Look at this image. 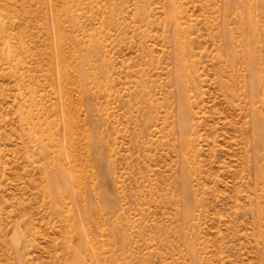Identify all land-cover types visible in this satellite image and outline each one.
Listing matches in <instances>:
<instances>
[{
  "label": "rangeland",
  "instance_id": "374dc122",
  "mask_svg": "<svg viewBox=\"0 0 264 264\" xmlns=\"http://www.w3.org/2000/svg\"><path fill=\"white\" fill-rule=\"evenodd\" d=\"M256 119L264 0H0V264H264Z\"/></svg>",
  "mask_w": 264,
  "mask_h": 264
},
{
  "label": "bare ground",
  "instance_id": "6f19581e",
  "mask_svg": "<svg viewBox=\"0 0 264 264\" xmlns=\"http://www.w3.org/2000/svg\"><path fill=\"white\" fill-rule=\"evenodd\" d=\"M250 85L253 87L254 86V82L252 80H250ZM259 121L258 119L255 120V132L257 133V138L259 141H263V135L262 133L260 132V127H259Z\"/></svg>",
  "mask_w": 264,
  "mask_h": 264
}]
</instances>
